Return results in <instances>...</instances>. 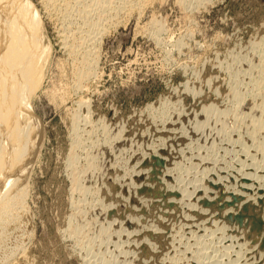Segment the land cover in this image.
Returning <instances> with one entry per match:
<instances>
[{"label":"rangeland","instance_id":"rangeland-1","mask_svg":"<svg viewBox=\"0 0 264 264\" xmlns=\"http://www.w3.org/2000/svg\"><path fill=\"white\" fill-rule=\"evenodd\" d=\"M26 1L43 67L20 122L37 139L0 264H262L264 186H247L264 180V0H146L128 15L113 14L120 0ZM95 23L106 30L88 74L76 46Z\"/></svg>","mask_w":264,"mask_h":264},{"label":"bare ground","instance_id":"bare-ground-1","mask_svg":"<svg viewBox=\"0 0 264 264\" xmlns=\"http://www.w3.org/2000/svg\"><path fill=\"white\" fill-rule=\"evenodd\" d=\"M71 1V0H70ZM74 1V0H73ZM91 1V0H90ZM89 1V2H90ZM98 1V0H97ZM97 1H95L96 3H94L95 5H93V6H96L97 5ZM147 1H149V0H147ZM146 0H120V3L118 4V5H116V6H114L113 5V3H112V5L114 6V13L113 14H119V13H121V11H124V13L123 14H127V13H130L133 9H137V11L136 12H138V11H140V10H138L139 8H140V6L141 5H143L145 2H147ZM65 2H67V0H44V4H42V5H45L44 6V8L46 7V9H49V8H55V7H59L60 8V5H63V3L65 4ZM77 1L75 0V3H76ZM81 2V1H80ZM86 2V1H85ZM99 2H100V0H99ZM99 2H98V4H99ZM103 2L104 1H102L101 2V6H102V4H103ZM197 2V1H196ZM201 2H202V0H201ZM41 3V2H40ZM69 3V2H68ZM68 3H66L65 4V6H67V5H69ZM71 3V2H70ZM85 4V3H84ZM92 4V3H91ZM115 4V3H114ZM29 5V3L26 1V0H0V240H3V238H5L6 237V235L11 231V230H8V228H7V225L9 226V224H12V223H14L13 225H14V229L16 230V229H19L20 228V226H21V218H20V216L22 215H19V212L21 211V210H23L24 209V205H23V194H24V190H23V185H21L20 187L18 186V183H19V180H21V178L19 179V177H22L23 176V174L25 173V171L27 170V165L29 166V162L31 161V157L34 155L33 153H29L28 152V150H29V148L30 147H32L34 144H35V141L34 140H36L37 138H36V134H37V131L36 132H33L32 133V131L33 130H29V129H27V127L25 128L24 126H22V122H20V114H21V112L22 113H25V112H23V110H26V111H29L28 109L30 108V106H29V98L31 97V95L36 91V89H37V87H38V85H39V83H40V78H41V68L43 67H41L40 66V60H39V58H40V56L42 55V54H40V56L38 57V55H37V50H38V47L41 45V44H39V40L41 39H38V37H37V35H36V31H37V29H38V27H39V22H38V20H37V18H36V12H34V10L33 11H31L30 10V8L31 7H29L28 6ZM73 5V4H72ZM89 5V4H88ZM104 5H106V4H104ZM108 5H109V3H108ZM31 6V5H30ZM90 6V8H92L91 7V5H89ZM97 6H99L100 7V5H97ZM62 7H64V6H62ZM61 7V8H62ZM72 7V6H71ZM87 7V6H86ZM98 7V8H99ZM141 7H143V6H141ZM98 8L97 7H95L93 10H95V9H97L98 10ZM101 8V7H100ZM100 8H99V10H100ZM105 8V7H104ZM109 8H110V10H113V9H111V7L109 6ZM57 10V12H58V8H56ZM64 9H66L65 7H64ZM73 9V8H72ZM92 9H91V11H92ZM106 9L107 10H109L108 9V7H106ZM105 9V10H106ZM135 9V10H136ZM53 10H55V9H53ZM90 9H88V11H86V10H84L85 12H86V14L87 13H89L90 11H89ZM106 10V11H107ZM43 11V10H42ZM65 11V10H64ZM68 10H66L65 12H67ZM71 11V10H70ZM142 11V10H141ZM49 12V11H48ZM54 12V11H53ZM105 12V11H104ZM109 12V11H108ZM94 13V12H93ZM101 13V12H100ZM85 14V15H86ZM95 14H97V13H95ZM94 14V15H95ZM105 14V13H104ZM53 15V14H52ZM93 15V14H92ZM93 15V16H94ZM110 15V14H109ZM128 15V14H127ZM39 16V15H38ZM57 16V15H56ZM86 16H88V15H86ZM85 16V20H87V18H89V17H86ZM97 16V15H96ZM102 16V15H101ZM119 16V15H118ZM124 16V15H123ZM55 17V16H54ZM82 17V16H81ZM84 17V16H83ZM91 17V16H90ZM99 17V16H98ZM104 17V16H103ZM57 18V17H56ZM100 18V17H99ZM112 18V17H111ZM55 19V18H54ZM98 19V18H97ZM104 19V18H103ZM109 19V18H108ZM79 20V19H78ZM115 20H117V19H115ZM104 21H106V19L104 20ZM73 22V21H72ZM71 22V23H72ZM103 22V21H102ZM82 23H83V20H82ZM114 23V22H113ZM154 23V22H153ZM67 24V23H66ZM66 24H65V27H66ZM70 24V23H69ZM77 24V23H76ZM79 24H81V23H79ZM86 24V23H85ZM94 23H92V25H93ZM110 24V23H109ZM97 25V23H95V26ZM108 25V24H107ZM152 25V24H151ZM76 26V25H75ZM81 26V25H80ZM95 26L93 27L94 29H95ZM97 26H99V23H98V25ZM96 26V27H97ZM92 27V26H91ZM62 28V27H61ZM60 28V29H61ZM100 28H102V26H101V24H100V27L98 28L97 27V29H96V31L94 32V29H93V32H91L92 31V29H90L91 31V33H87V32H85V33H87L86 35L87 36H85V37H80V38H82V40H81V42L79 41V39H77V41H79L77 44H76V42H75V44L77 45L76 47H77V49L78 50H80L81 48V53H78V54H81L80 56H81V60H79L80 62H81V64H82V66L83 67H78V68H80V69H82V68H85V67H88V68H85L87 71H88V74L90 73V70L89 69H91V68H89L90 67V63H92V62H90L91 60L93 61L94 59L93 58H95L94 56H95V50H94V48L96 47V45H98V44H95V42L97 43V41H98V36H100V34H102V31L104 32V30H106V29H104L105 27L103 26V28L102 29H100ZM59 29V28H58ZM59 29V30H60ZM69 29V28H68ZM104 29V30H103ZM153 29V28H152ZM63 30V29H62ZM72 30H73V28H72ZM77 30V29H76ZM83 30V29H82ZM157 30V29H156ZM57 31V30H56ZM75 31V30H74ZM80 31V30H79ZM89 31V30H88ZM63 32V31H62ZM83 32V31H82ZM79 33V32H78ZM69 34V33H68ZM71 34H72V32H71ZM71 34H70V36H71ZM74 34V33H73ZM155 34V33H154ZM61 35V34H60ZM64 35V34H63ZM76 35H77V33H76ZM84 35V34H83ZM150 35V34H149ZM65 37H66V35H64ZM63 36V37H64ZM73 36V35H72ZM78 36H80V35H78ZM157 36V35H156ZM155 36V37H156ZM264 36V35H263ZM40 37H42V35L40 36ZM75 37V36H74ZM101 37V36H100ZM262 37V36H261ZM71 38V37H70ZM73 38V37H72ZM42 39H43V37H42ZM41 39V40H42ZM46 39V38H45ZM62 39V37L60 38V40ZM68 39V38H67ZM63 40H64V38H63ZM62 40V44L61 45H65L66 43L64 42ZM72 40V39H71ZM70 40V41H71ZM74 40H76L75 38H74ZM99 40H100V38H99ZM47 41V40H46ZM66 41V40H65ZM73 41V40H72ZM67 42V41H66ZM41 43H42V41H41ZM68 43V42H67ZM98 43H99V41H98ZM46 44V43H45ZM258 44V43H257ZM258 45H260L259 47H261L263 50H264V39H262V41L260 40V42H259V44ZM45 46H47V45H45ZM43 47V50H44V46H42ZM65 47H68L69 48V50H67V51H70V52H72V53H74L75 54V52L76 51H78V50H76L74 47H75V45L74 46H72V44H71V42H69V45H67V46H65ZM258 47V46H257ZM47 48V47H46ZM42 49V48H41ZM64 49V48H63ZM259 49V48H258ZM43 50H42V53H43ZM76 50V51H75ZM97 52V51H96ZM45 53H46V51H45ZM66 53V52H65ZM71 53V54H72ZM77 53V52H76ZM259 53V52H258ZM70 54V53H69ZM73 54V55H74ZM47 55V54H46ZM46 55H45V57H46ZM73 55H72V57H73ZM77 55V54H76ZM76 55H74V57L76 56ZM261 55V54H260ZM264 55V54H263ZM79 56V55H78ZM79 56V57H80ZM44 57V58H45ZM251 57V56H250ZM259 57V56H258ZM74 59V58H73ZM76 59H78L77 57L75 58V61H76ZM80 59V58H79ZM252 59V58H251ZM257 59H259V58H257ZM253 60V59H252ZM256 60V59H255ZM254 60V62H256ZM41 61H43V60H41ZM74 61V60H73ZM78 61V62H79ZM264 61V60H263ZM95 62V61H94ZM249 62V61H248ZM259 62V61H258ZM261 62V61H260ZM259 62V63H260ZM250 63H252L254 66L256 65V64H254L252 61L250 62ZM250 63H249V66H251L252 67V65H250ZM257 63V62H256ZM43 64H44V62H43ZM65 64V63H64ZM69 64V63H68ZM258 64V63H257ZM261 64V63H260ZM260 64H258V65H260ZM79 65H80V63H79ZM262 65V64H261ZM260 65V66H261ZM75 66L77 67V64H75ZM75 66H74V68H75ZM248 66V67H249ZM257 66V65H256ZM72 67H73V65H72ZM262 67V66H261ZM78 68H76L75 69V71L76 70H78ZM93 68V67H92ZM253 68V67H252ZM255 68V67H254ZM252 69V71L253 70H255V69ZM258 68V67H257ZM246 69H250V68H246ZM259 69V68H258ZM258 69H256V70H258ZM62 70V69H61ZM70 70V69H69ZM261 70V69H260ZM71 71V70H70ZM81 72H82V74H84V72L85 73H87V71H84V70H80ZM93 71V70H92ZM250 71H251V69H250ZM263 71V69L261 70V72ZM78 72V71H77ZM80 72V73H81ZM256 72H258V71H255V73H253L254 75H255V77H256V74H258V73H256ZM260 72V71H259ZM260 72V73H261ZM72 74H73V72H71ZM79 73V74H80ZM250 73H252V72H250ZM263 74H264V72H262ZM77 76L79 75V74H77V73H75ZM263 74H262V76H263ZM86 76H88L87 74H85ZM71 76V75H70ZM80 76H81V74H80ZM85 76V77H86ZM84 77V75L82 76V80L85 78ZM258 77V76H257ZM256 77V78H257ZM260 77H261V74H260ZM260 77H258V81H260L261 80V78ZM77 78V77H76ZM79 78V80L81 79L80 77H78ZM259 78H260V80H259ZM73 79V78H72ZM76 80V79H75ZM257 80H255V85H256V83H257ZM77 81H78V79H77ZM80 81H78V83H79ZM262 82H264V79H263V81H261V84H262ZM77 84V83H76ZM259 84V83H258ZM261 84H260V89L259 90H261L262 89V87H261ZM78 85H80V83L78 84ZM73 86V85H72ZM81 86V85H80ZM259 86V85H258ZM263 86H264V84H263ZM77 87V86H76ZM257 87V86H256ZM78 88V87H77ZM76 88V89H77ZM73 89V88H72ZM75 89V88H74ZM256 89V88H255ZM257 90V89H256ZM264 90V89H263ZM259 92V91H258ZM261 92H262V90H261ZM66 93V92H65ZM255 94V93H254ZM258 94H260V93H258ZM236 95V94H235ZM239 96H240V94H238ZM260 95H262V94H260ZM239 96H234V97H239ZM263 97V96H262ZM237 99V98H236ZM239 99V98H238ZM262 100V99H261ZM264 102V101H263ZM262 101H261V103L260 104H258V105H260V107H258V108H260L261 110V113H263L264 111V108H262V107H264L263 106V103ZM262 104V105H261ZM80 105H81V102H80ZM236 108V107H235ZM239 108V107H238ZM237 108V109H238ZM254 108H255V106H254ZM250 109V108H249ZM248 109V110H249ZM252 109V108H251ZM259 110V109H258ZM254 111H256L255 109H254ZM243 112V111H242ZM241 112V113H242ZM253 112V111H252ZM259 112V111H258ZM255 114H256V112H254ZM253 113V114H254ZM261 113H259L260 115H261ZM27 114V113H26ZM247 114H248V112H247ZM249 114H251L250 113V111H249ZM249 114L247 115V116H249ZM252 114V115H253ZM258 114V115H259ZM259 115V117L260 118H262L261 116ZM23 116V115H22ZM73 116V115H72ZM254 116V115H253ZM253 116H252V118H253ZM263 116V115H262ZM26 118H27V116H25ZM258 116L257 117H255L254 116V118H259ZM22 118V117H21ZM30 118H32V117H30ZM73 118V117H72ZM71 118V119H72ZM264 118V117H263ZM33 119V118H32ZM22 120V119H21ZM26 120V123H28V121L27 120H29V119H25ZM251 119H249V121H250ZM263 119H261V121H262ZM33 121V120H32ZM75 121H77L76 119H75ZM256 121V120H255ZM254 121V122H255ZM258 121H260V119L259 120H257V122ZM25 122V121H24ZM72 122V121H71ZM251 122V121H250ZM257 122H255V123H253L254 124V126H255V124L257 123ZM26 123L24 124L23 123V125H26ZM73 123H74V121H73ZM252 123V122H251ZM250 123V124H251ZM262 123V125H263V122H261ZM33 124H34V121H33ZM260 123L258 122L257 123V125H259ZM29 125V124H28ZM27 125V126H28ZM31 125H32V123H31ZM257 125L255 126V127H257ZM261 125V126H262ZM33 126V125H32ZM35 126V125H34ZM251 126V125H250ZM264 126V125H263ZM252 127V126H251ZM251 127H250V130H251ZM255 127H252V130H253V128H255ZM258 127H260V125L258 126ZM258 127H257V129H258ZM28 128H29V126H28ZM260 128H262V127H260ZM259 128V129H260ZM28 131H27V130ZM30 129H32V128H30ZM33 129H35L36 130V128H33ZM264 129V128H263ZM262 129V130H263ZM251 130V131H252ZM255 131V134H256V131H258V130H254ZM259 132V131H258ZM258 132H257V134H258ZM252 133V132H251ZM264 133V132H263ZM263 133H261V134H259V135H262L261 136V138H264V134ZM256 134V135H257ZM76 136V135H75ZM86 136H87V134H86ZM257 137H258V135H257ZM260 137V136H259ZM77 138H78V136H77ZM82 138H84L83 136H82ZM87 138H89V136H87ZM81 139V138H80ZM264 140V139H263ZM84 141V140H83ZM82 142V141H81ZM85 142V141H84ZM78 143H79V141H78ZM78 143H77V145H78ZM262 143V145H263V143H264V141H262L261 142ZM76 144V143H75ZM79 146V145H78ZM77 146V147H78ZM82 146V145H81ZM83 146H84V144H83ZM260 148H264V146H260V145H258ZM258 147V148H259ZM73 148V147H72ZM83 148V147H82ZM74 149V148H73ZM78 149V148H77ZM85 149V148H84ZM259 150H261V149H259ZM263 150V149H262ZM74 151V150H73ZM72 151V152H73ZM70 152V151H69ZM91 152V151H90ZM261 152V151H260ZM74 153V152H73ZM76 153V152H75ZM89 153V152H88ZM92 153V152H91ZM69 155H70V153H69ZM68 155V156H69ZM74 155V154H73ZM72 155V156H73ZM91 156V155H90ZM90 158V157H89ZM75 159V158H74ZM86 159V158H85ZM88 159V158H87ZM90 159H92V157L90 158ZM70 160V163L69 164H71V160H72V158H70L69 159ZM76 160V159H75ZM89 162V161H88ZM91 162V161H90ZM256 163V162H255ZM75 165V164H74ZM89 165V164H88ZM87 165V166H88ZM90 165H92V164H90ZM206 165V164H205ZM71 166V165H70ZM97 166V165H96ZM78 167V166H77ZM92 167V166H91ZM90 167V168H91ZM95 167V166H94ZM70 168V167H69ZM75 167H73V169H74ZM83 168V167H82ZM261 168V167H260ZM76 169V168H75ZM79 169V168H78ZM93 169V168H92ZM69 170V169H68ZM260 170V169H259ZM82 171V170H81ZM75 173H76V170L74 171ZM74 172L73 171H71V173H73L74 174ZM77 172H79V171H77ZM85 172V171H84ZM93 172V171H92ZM96 172V171H95ZM259 173V172H258ZM264 173V172H263ZM72 174V175H73ZM82 174V173H81ZM76 175V174H75ZM79 175H80V173H79ZM74 176V175H73ZM91 177H92V175H91ZM258 177V176H257ZM23 178V177H22ZM71 178V177H70ZM73 178V177H72ZM78 178V177H77ZM201 178V177H200ZM199 178V179H200ZM246 178V177H245ZM248 178V180H250L249 179V177H247ZM92 179V178H91ZM260 179V178H259ZM81 180V179H80ZM245 180H247V179H245ZM254 180V179H253ZM261 180V179H260ZM72 181V180H71ZM76 181H77V179H76ZM85 181V180H84ZM196 181H198V180H196ZM251 181V180H250ZM248 181L249 182V184H248V189H251V187L250 186H252V187H255L256 189L257 188H262L261 186H264V180L263 181ZM22 182V181H21ZM74 182V181H73ZM198 183V182H197ZM197 183H195V184H197ZM200 184V183H199ZM198 184V185H199ZM202 184V183H201ZM204 186V185H203ZM260 186V187H259ZM182 187V186H181ZM180 187V188H181ZM195 186H194V184L192 185V188H194ZM197 187H200V185L199 186H197ZM86 188V187H85ZM202 188V187H201ZM264 188V187H263ZM196 189V188H195ZM84 190V189H83ZM190 190H193V189H188V190H184V191H188V192H190ZM90 191V190H89ZM184 191H182V192H184ZM257 191V190H256ZM261 190L259 189L258 190V193L260 192ZM181 192V191H180ZM83 193V192H82ZM190 193H193V191H191ZM188 194V193H187ZM180 195H181V193H180ZM186 195V194H185ZM260 195V194H259ZM264 195V194H263ZM263 195H261L262 197H260V198H263L264 196ZM188 196V195H187ZM190 196V195H189ZM188 196V197H189ZM240 195H238V197H239ZM242 196V195H241ZM244 196V195H243ZM186 197V196H185ZM209 197V196H208ZM240 198V197H239ZM242 198V197H241ZM240 198V199H241ZM259 198V199H260ZM171 199V198H170ZM193 200V199H192ZM186 201H188V199H186L185 200V202ZM241 201H242V199H241ZM254 201L255 200H253V198H252V195L251 194H249V195H247V198H245V200L244 201H242V202H244V203H246L247 205H250V203L248 204L247 202H253L254 203ZM179 202V201H178ZM190 202H192V201H190ZM194 202V201H193ZM239 202V201H238ZM181 203V202H180ZM241 203V202H240ZM252 203V204H253ZM186 204H187V202H186ZM185 204V205H186ZM192 204H195V202L194 203H192ZM191 204V206H193ZM246 204H245V206H246ZM255 204H256V202H255ZM255 204H253V205H255ZM263 204H264V201H263ZM184 205V204H183ZM188 205V204H187ZM258 205H259V203H258ZM257 205V206H258ZM195 206V205H194ZM238 206V205H237ZM262 206H264V205H262ZM188 207H190V206H188ZM187 207V208H188ZM255 207V206H254ZM191 208V207H190ZM245 208V207H244ZM248 208V207H247ZM252 208V207H251ZM226 209H228V208H226ZM250 209V208H249ZM252 209H254V208H252ZM256 209V208H255ZM258 209V208H257ZM188 210H190L189 208H188ZM207 210V209H206ZM229 210V209H228ZM246 210V209H245ZM225 211H227V210H225ZM252 212H253V210H251ZM263 211H264V209H263ZM23 212H24V210H23ZM21 213V212H20ZM223 213H225V212H223ZM234 213V212H233ZM246 213H247V211H246ZM250 213V212H249ZM263 212H261V214H262ZM258 214V213H257ZM241 215V214H240ZM246 215V214H245ZM222 216V215H221ZM248 216V215H247ZM259 217H262V216H259ZM220 218V217H219ZM245 219H246V217H244ZM252 218V217H251ZM253 218H254V216H253ZM245 219H243L244 221H245ZM165 220V219H164ZM222 219H220V221H221ZM216 221H218V219L216 220ZM240 221V220H239ZM243 221V222H244ZM247 221V220H246ZM260 221V220H259ZM262 221V220H261ZM252 222V221H251ZM217 223V222H216ZM248 223V222H247ZM218 224V223H217ZM249 224V223H248ZM255 225H256V223H255ZM263 225H264V223H263ZM257 226V225H256ZM247 227H248V225H247ZM73 228V227H72ZM245 228V227H244ZM262 228V227H261ZM5 229V230H4ZM71 229V228H70ZM76 229V228H75ZM211 229V228H210ZM246 229H248V228H246ZM246 229H244V230H246ZM249 230V229H248ZM257 230V229H256ZM18 231V230H17ZM20 231V230H19ZM250 231V230H249ZM253 231V230H252ZM155 232V231H154ZM246 232V231H245ZM251 232V231H250ZM17 233H19V232H16V234ZM247 233V232H246ZM260 233H261V230H260ZM259 233V234H260ZM6 234V235H5ZM20 234V233H19ZM261 235H262V233H261ZM261 235H259L258 237H260ZM248 236V235H247ZM254 236H256V235H254ZM20 237V236H19ZM262 237V236H261ZM248 239V238H247ZM246 239V240H247ZM23 240V237H22V239H21V241ZM245 240V243L247 242ZM250 240V239H249ZM254 240V239H253ZM252 240V241H253ZM235 242V241H234ZM241 242V241H240ZM257 242H258V240H257ZM232 243V242H231ZM248 243V242H247ZM253 244L254 243H256V242H252ZM251 243V244H252ZM263 243V242H262ZM231 245V244H230ZM241 245V244H240ZM243 245H246V244H244L243 243ZM256 245H258V243L256 244ZM238 246H239V244H238ZM237 246V247H238ZM244 247V246H243ZM246 247V246H245ZM250 247V246H249ZM252 247V246H251ZM240 248V247H239ZM241 249H243V248H241ZM247 249H249L247 252V254L249 255V254H251L250 252H252V251H250V248H247L246 247V250ZM255 249V246H253L252 248H251V250H254ZM245 249H244V251H246ZM259 250V249H258ZM116 251H118V249L116 250ZM217 251H218V249H217ZM227 251H228V249H227ZM256 251V249L254 250V252ZM262 252H261V256H262V254H263V257H264V251L263 250H261ZM224 252V251H223ZM226 252V251H225ZM243 252V251H242ZM258 252H260V250L258 251ZM257 252V253H258ZM231 253V252H230ZM227 254V256L226 257H229V255H231V254ZM236 252H234V254H235ZM256 253V252H255ZM256 253V254H257ZM220 254H221V252H220ZM237 254H240L239 253V250H238V253ZM242 254H244V252L242 253ZM255 254V255H256ZM221 255H224V254H221ZM226 255V254H225ZM224 255V256H225ZM253 255H254V253H253ZM260 255V253H258V256ZM235 256H237L238 257V259H241V257H239L238 255H236L235 254ZM240 256H242V255H240ZM245 256V255H244ZM244 256H243V258H244ZM251 256H252V254H251ZM214 257V256H213ZM219 257H220V259H221V257H223V256H220L219 255ZM219 257L217 256V259H219ZM236 257V258H237ZM224 258V257H223ZM222 258V259H223ZM246 258V257H245ZM248 258V257H247ZM261 258V257H260ZM221 259V261H220V263H222L223 262V260ZM225 259V258H224ZM252 259H253V256H252ZM252 259L250 260V261H252ZM258 259H259V257H258ZM244 261H245V259H243ZM246 260H249V259H246ZM257 260V259H256ZM255 259H254V261H256ZM261 260H263V259H261ZM260 260V261H261ZM1 261V260H0ZM170 261V260H169ZM218 260H216V262H217ZM254 261H252V262H254ZM258 261V260H257ZM181 262V261H180ZM215 262V261H214ZM241 262V261H240ZM248 261H246L245 262V264L247 263ZM259 262V261H258ZM170 263V262H169ZM184 263V262H183ZM230 263V262H229ZM229 263H227V261H226V263H222V264H229ZM250 262H248L247 264H249ZM260 263V262H259ZM262 264H264V262H261ZM84 264V263H83ZM123 264V263H122ZM182 264V263H181ZM184 264H187V263H184ZM215 264H217V263H215ZM251 264V263H250ZM256 264H257V262H256Z\"/></svg>","mask_w":264,"mask_h":264}]
</instances>
